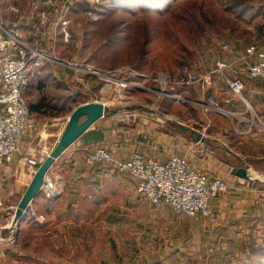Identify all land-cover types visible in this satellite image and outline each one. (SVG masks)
<instances>
[{"label":"rangeland","instance_id":"obj_1","mask_svg":"<svg viewBox=\"0 0 264 264\" xmlns=\"http://www.w3.org/2000/svg\"><path fill=\"white\" fill-rule=\"evenodd\" d=\"M31 1L0 0V19L10 25L17 19V15L11 11L12 7H20L27 12ZM93 6L90 0L75 1L69 15L72 41L65 45L57 35L53 42L55 44L42 48L61 59L59 64L52 61L46 64L48 73L57 71L55 75L63 78L73 76L80 85L77 73L69 65L72 61H80L106 71L131 68L146 75L166 72L178 79L179 70L183 67H192L203 75L216 69L220 61L233 63L238 60L247 46L264 44V0H100L95 7L100 15L96 21L84 14L86 9ZM31 38L34 36L31 35ZM225 45L231 49L226 51ZM235 65L245 67L239 63ZM232 72L229 70L227 74L230 76ZM219 76L220 83L226 84L224 77ZM69 82L39 79L37 86L32 85L25 92L31 110L33 106L42 104L38 115L40 118L51 121L65 119L66 122L77 105L99 97L106 99L110 110L120 111L119 114L109 112L113 127L149 126L150 132H156L152 133V142L156 144L160 142V133L176 138L181 134L180 123L196 124L207 113L215 120L227 118L213 110L204 113L196 109L190 100L192 93H195L193 88H201L199 85L169 87L171 96L166 97H159L155 92L130 89L126 91V98L120 99L117 96L119 89L115 87L104 92L105 96L101 95L100 90L105 84L99 80H92V85H88L90 88L81 84L74 92L68 89L73 87ZM128 100L132 103H118ZM133 105H144L156 111H127L126 108ZM248 110L256 114L251 106ZM50 147L54 148L53 145ZM176 153L180 154L178 151ZM221 153L226 154L224 151ZM253 174L257 179L251 184L255 185L254 190L252 186L244 187L219 194L214 199L232 200L238 196L237 193H245L249 197L261 193L264 174L254 171ZM97 187L98 192L93 189L88 195L90 201L84 203L86 213L83 215L87 216V220L83 219V215H75L65 202L59 206L57 218L50 219L46 225L34 224L28 217L25 218L26 225L14 224L13 218L5 232L10 236L14 231L11 245L23 254L22 257L13 255V264H162L150 261L151 255L148 254L151 252L147 244L134 235L139 229L135 223L116 222L114 215L118 207L113 205L104 210L99 207L98 200L105 196L103 192L107 186ZM127 192L116 196L112 194L109 198H121ZM142 201L146 203L144 199ZM145 205L157 214L161 211L176 214L168 205L152 208L147 203ZM124 212H128L127 205ZM96 213L97 217L94 215ZM109 214L111 216L108 217ZM80 219L81 223L76 224Z\"/></svg>","mask_w":264,"mask_h":264},{"label":"crops","instance_id":"obj_2","mask_svg":"<svg viewBox=\"0 0 264 264\" xmlns=\"http://www.w3.org/2000/svg\"><path fill=\"white\" fill-rule=\"evenodd\" d=\"M28 34L33 36L30 29ZM42 39L45 46L52 44V36ZM236 62L237 60L232 63L233 66ZM47 70L48 67L45 66L32 85L37 86L39 79H62L72 82L73 85H70L73 87L68 89L73 92L78 86L81 87L73 76L63 78L55 75L57 71L48 73ZM231 70L233 72L230 76L240 77L245 82L244 98H234L227 83H220V80L217 89L205 91L199 87L193 88L195 93H192L190 101L197 110L204 113L207 111L205 105L210 93L216 97L223 111L218 113L227 117L226 120H215L207 113L196 124L183 123L202 134L201 141L192 137L190 131L184 133L181 130L176 138L160 133V142L156 144L152 142V133L156 132H150L149 126L143 127L142 124L135 128L113 127L110 114L94 124L56 161L49 172L50 177L63 183V196L48 200L40 193L31 203V207L44 217L43 224L57 218L56 212L63 202L68 203L75 215L85 214L84 203L90 201L88 195L92 193L93 187L107 186V190L103 192L105 196L98 200L99 207L104 210L115 205L118 207L114 215L116 222L135 223L139 229L134 235H138V239L147 244L148 251L151 252L148 255H151L150 261L153 263L264 264V189L254 197L237 193L238 196L235 197L230 195L232 200L213 199L212 214L208 217L172 215L163 211L157 214L154 210H148L142 198H137L140 196L137 194L136 181L129 174L120 173L112 164H90L88 161L91 152L98 147L108 149L115 158L122 161L129 160L134 153H142L166 162L171 156L178 154V151V155L185 156L214 178L234 179L240 169L264 174V82L251 80L248 67L240 68L235 65ZM96 101L106 102L94 97L83 103ZM249 106L256 114L249 112ZM42 107V104H38L30 109L37 121V129L25 136L24 153L31 149L55 146L65 128V119L51 121L49 118H40L38 115ZM223 151L226 152L225 155H222ZM22 160L23 156L17 155L13 163L0 166V199L4 202V209L0 211V228L6 239L0 241V264H13V255H23L21 250L12 246L13 242L8 241L9 235L5 232L15 218L18 205L34 177L23 166ZM124 191H128L126 196L109 198L112 194L116 196ZM130 192L132 197L129 196ZM126 205L129 216L128 212H124ZM94 215L98 216L97 213ZM83 219L87 220V216L83 215ZM80 221L81 219L76 224L81 223ZM21 223L26 225L27 221Z\"/></svg>","mask_w":264,"mask_h":264},{"label":"built area","instance_id":"obj_3","mask_svg":"<svg viewBox=\"0 0 264 264\" xmlns=\"http://www.w3.org/2000/svg\"><path fill=\"white\" fill-rule=\"evenodd\" d=\"M75 1L78 0H32L27 12L20 7H12L11 11L17 15V19L10 25L0 19V166L13 163L17 155H22L23 166L34 175L38 164L42 163L53 149L47 147L31 149L26 153L23 151L25 136L37 129V121L30 111L25 92L41 75L47 63H60L59 57H54L42 49L45 46L42 37L52 36V44L49 46L55 44L53 42L57 35L65 45L72 41L69 15ZM90 1L94 6L86 9L84 14L96 21L100 15L95 7L100 0ZM29 29L34 38L29 39ZM224 49L229 51L231 47L225 45ZM236 63L248 67L251 80L264 82V44L247 46ZM69 65L77 73L78 81L87 88L92 85V80L103 82L105 85L100 90L103 96L104 90L110 91L113 87L119 89L117 96L119 95L120 99L126 98V91L130 89L155 92L159 97L171 96L169 87L174 89L199 85L202 90L208 91L219 87L220 75L224 77L234 98H244L245 82L240 77L229 76L227 72L234 66L224 61L218 62L216 69L203 75L195 72L192 67H183L179 70L178 79L181 81L166 72L146 75L131 68L106 71L80 61H72ZM150 82L157 85L152 86ZM118 103L126 105L132 102L128 100ZM104 104L108 107L107 101ZM205 107L206 110L223 112L216 97L210 93L207 95ZM67 121L68 119L65 125ZM88 161L90 164H112L120 173L129 174L136 181L137 194L151 208L168 205L176 214L189 217L210 216L211 202L217 195L250 186L254 190L255 185L251 184L257 180L250 173L248 179L214 178L185 156L178 154L171 156L166 162L142 153H134L129 160L122 161L115 158L108 149L98 147L91 152ZM93 189L94 192L99 190L97 186ZM64 192L61 180H55L48 174L41 189L45 198L56 200L63 196ZM3 209L4 202L0 199V211ZM26 217L31 218L34 224L45 222L44 217L31 205ZM0 229L3 232V229ZM4 240L6 239L2 236L0 241ZM13 240L14 231L8 238L10 242Z\"/></svg>","mask_w":264,"mask_h":264},{"label":"water","instance_id":"obj_4","mask_svg":"<svg viewBox=\"0 0 264 264\" xmlns=\"http://www.w3.org/2000/svg\"><path fill=\"white\" fill-rule=\"evenodd\" d=\"M127 111H149L154 113L155 109L147 108L144 105H133L126 108ZM119 114V110H110L104 103L87 102L85 104L76 107L68 118L65 125L63 133L57 142V144L52 149L50 155L40 164H38V169L34 174V177L27 188L23 198L21 199L13 223L19 224L26 218V213L31 203L39 196L41 193L42 186L44 184L45 178L48 176L50 170L56 163L58 159L71 147L73 146L85 133H87L90 128L96 124L99 120L105 118L108 114ZM182 132H191L192 137L196 140H203V135L197 130L191 129L189 126L184 124H179ZM236 176L240 178H249V171L247 169H240L236 172ZM3 232L0 229V240L2 238Z\"/></svg>","mask_w":264,"mask_h":264},{"label":"bare ground","instance_id":"obj_5","mask_svg":"<svg viewBox=\"0 0 264 264\" xmlns=\"http://www.w3.org/2000/svg\"><path fill=\"white\" fill-rule=\"evenodd\" d=\"M111 87H112V86H109V88H111ZM107 91H109V90H108V89H107V90H104V92H107ZM250 174H251V176L254 175V174H253V171H251ZM258 176H259V175H258Z\"/></svg>","mask_w":264,"mask_h":264},{"label":"trees","instance_id":"obj_6","mask_svg":"<svg viewBox=\"0 0 264 264\" xmlns=\"http://www.w3.org/2000/svg\"><path fill=\"white\" fill-rule=\"evenodd\" d=\"M30 109H31V107H30Z\"/></svg>","mask_w":264,"mask_h":264}]
</instances>
